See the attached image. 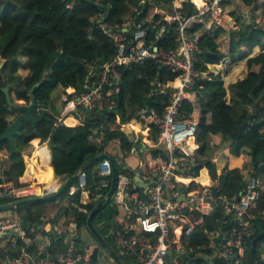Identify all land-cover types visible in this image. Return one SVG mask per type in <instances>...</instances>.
Segmentation results:
<instances>
[{"label":"trees","instance_id":"1","mask_svg":"<svg viewBox=\"0 0 264 264\" xmlns=\"http://www.w3.org/2000/svg\"><path fill=\"white\" fill-rule=\"evenodd\" d=\"M232 1L226 0L223 10L231 13L230 5L239 6L241 12H249L251 20L246 21L241 14H236V29L212 27L210 31L201 32L198 38L199 50L196 53L195 67L200 74L191 90L198 98L200 116L196 131L198 146L192 168L193 175L203 173L200 178L202 181L208 180L204 171L212 178L219 176L220 182L213 189L218 188L219 192L236 197L252 175L264 177V0ZM172 2L173 0H0V133L12 122L4 115L9 108L3 89L5 86H9L17 98L24 99L26 103L30 102L33 95L36 99L33 114L38 117L35 122L23 120L11 142L8 139L0 141V152L5 147L9 150L8 164L4 170V180L0 177V186L4 181L17 184L16 179L24 170L23 153L30 154L34 164H38L36 148L29 142L36 136L48 141L52 154L50 166L45 168L42 180L55 179L60 185L87 159L99 152L107 151L115 158L124 156L122 151L129 149L133 142L144 139L146 133L129 136L120 126L133 116L141 117L142 109L162 112L169 102L170 94L156 93L154 80L158 78L167 81L177 74L172 67L153 58L131 66L118 67L120 76L104 86L102 96H97L98 105L92 114H97L98 109L103 111V115L97 120L90 121L88 116L82 124L58 122L48 105L51 92L57 85L74 86L75 92L80 93L88 63L96 59L106 61L115 54L113 41L101 28L94 25L92 15L103 11L105 19L118 24L127 23L128 17L141 21L148 41L158 30L154 21L170 11ZM180 10L185 16H190L196 9L191 0H184ZM234 13L235 10H232V14ZM165 25L158 42L165 47H176L177 23ZM201 28L202 25L195 22L189 31ZM220 36L224 38L222 43L218 39ZM256 46L261 50L252 56ZM226 56L233 63L247 58L244 77L227 86L221 72L211 70L208 66L219 64ZM22 57L26 58L24 62L20 60ZM21 65L29 69L24 77L18 74ZM239 71L236 66L227 79H232ZM36 82L39 84L34 86ZM193 110L194 104L188 98H183L181 116L189 117ZM244 121H248L244 134L235 138L233 132ZM101 123L103 126L99 129L98 125ZM149 129L152 138L158 140V127L151 124ZM116 138L120 139L118 151L113 150V140ZM226 138L229 141L226 151L228 162L219 169L217 161L210 159L211 142L220 147L222 140ZM144 150L145 148L140 149L143 156L146 154ZM148 151L154 157L168 156L163 145L149 147ZM244 154L248 155L251 165L245 173L242 170ZM1 161L0 159V165ZM96 163L84 169L85 188L92 198L89 202L81 201V190L70 194L69 187L57 197L68 198L70 202L65 206L66 218L71 222L69 230L76 231L81 226H87L89 211L109 189L111 176H107L104 185L99 184L102 175ZM116 163L119 170L125 169L120 168L117 161ZM78 180L77 176L72 185H77ZM9 200L12 199L2 198L0 203ZM34 202L40 203L43 200L29 203ZM80 207L85 208V211ZM259 207L264 208V191L261 193ZM40 212L39 210L31 216V219L37 220ZM116 215L117 209L111 199L94 215L93 223L103 236L106 237V231L114 223ZM228 217L219 205H215L191 235L190 243L209 245L206 253L210 256L211 264H230V260L214 254L215 246L220 243L222 236L212 238L209 235L210 230L218 227L226 231L231 223H224L222 220ZM252 225L254 232L247 241L246 250L249 262L251 239L264 229V218L253 220ZM79 233L77 231L76 240L81 244L83 240ZM107 239L111 242L108 237ZM263 240L264 238L257 243V264H264ZM29 248L32 250V245ZM96 257L97 250L92 255L93 263Z\"/></svg>","mask_w":264,"mask_h":264},{"label":"built area","instance_id":"2","mask_svg":"<svg viewBox=\"0 0 264 264\" xmlns=\"http://www.w3.org/2000/svg\"><path fill=\"white\" fill-rule=\"evenodd\" d=\"M191 1L196 10L190 16H185L180 10L184 0H173L170 11L154 21L158 30L148 41L141 21L128 17L127 23L118 24L105 19L103 11L92 15L94 25L101 28L113 41L115 54L106 61L96 59L88 63V71L81 86L86 92L77 97L64 92L63 109L66 113H85L86 107L96 109L99 101L97 96H102L104 86L120 76V65L131 66L153 58L172 67L177 72L174 78L167 81L158 78L154 80L156 93L170 94L163 111L141 110L144 117L149 116L158 127V138L165 145L168 156L163 158L150 154L148 161L142 159L136 168L118 169L116 185L110 198L117 209V215L106 231V238L112 239L116 247L131 255L134 264H185L194 255H204L209 260L210 256L206 253L209 245L192 244L190 239L195 227L203 223L205 215L215 205H219L224 214L229 216L222 221H228L231 225L226 231L221 228L209 231L212 238L222 236L220 243L214 245V254L230 260V264H250L246 258V250L247 241L254 232L253 220L264 218V208L259 207L262 193L260 176L252 175L236 197H229L219 192L218 188L213 189L220 182L219 176L212 178L209 175L212 179L209 182L200 179L203 173L193 175L192 163L198 146V120L193 116H181L180 106L181 100L187 98L200 74L195 67L199 34L212 27L227 29L234 24L237 27L234 18L236 14H241L246 21H250L251 16L249 12H241L239 9H235V14L224 11L222 6L226 0ZM174 22L177 23V46L165 47L158 39L165 30V24ZM195 22L200 23L202 28L189 31ZM98 126L100 129L103 124ZM140 153L139 145L135 142L129 149L122 151L123 155ZM114 159L119 160L118 157ZM210 159L216 161L217 157L212 156ZM142 164L145 166H141ZM97 166L102 175L98 183L104 185L107 176L112 173L111 162L103 157L97 161ZM4 170L5 164L2 163L0 177L3 180ZM204 172L208 174L207 171ZM135 176L149 181V186H138ZM78 179L77 185L69 186L70 194L84 189L85 171L78 175ZM192 179L197 182L194 188L188 186ZM47 182L40 186L32 181L24 184L4 181L0 186V199L13 200L48 194L57 190L60 185L55 179ZM26 227L15 215L0 216V236H7L6 245L0 251V264H76L77 260H81V264H94L93 249L87 244H79L75 230L63 228L67 234L66 245L49 256L39 255L29 248Z\"/></svg>","mask_w":264,"mask_h":264},{"label":"crops","instance_id":"3","mask_svg":"<svg viewBox=\"0 0 264 264\" xmlns=\"http://www.w3.org/2000/svg\"><path fill=\"white\" fill-rule=\"evenodd\" d=\"M235 27L236 26L234 24L232 28H235ZM260 50H261L260 47L256 46L253 50V54L251 55L257 54ZM25 59H26L25 57H22L20 60L21 62H24ZM226 62L233 63L231 62V59L229 56H226L221 61V65L223 66ZM241 62L242 64L240 63L236 65L240 69L239 74L241 75L238 74L239 75L238 77L240 78L244 77V75L247 72V58L241 60ZM219 64H211V65L208 64V65L210 68L213 67V69L211 70L222 71ZM28 72H29V69L24 67V65H21L18 69V74L21 77L26 76ZM223 79L225 80L224 77ZM237 79L238 78H235V80ZM7 87H8V91L11 96L13 104L26 103L24 99L17 98L14 91L10 90L9 86ZM75 91L76 90L74 86L65 87L59 84L51 92V99L48 105V109L57 117L58 122L62 121L68 125H77V124H82L87 119L88 114L86 111L85 113L77 112V111L66 113L65 110L63 109L65 101H63L62 99V94L64 92H67L70 94L71 97L73 96L77 97V95L80 94L81 92L77 94ZM227 95L229 96V90H228ZM186 97L194 104V110L191 116H193L194 118L198 120L200 116V108L197 103V97H196L195 92L191 91L189 95H187ZM127 107H129L128 104H127ZM17 114L18 112L11 109L9 105V108L4 115L9 120L13 121L15 117L17 116ZM140 114H141L140 115L141 117L138 118L136 116H133L129 118L125 123H123L120 127L129 136H132L133 133H141V134L146 133V136L144 137V139H142L141 142H135L139 145V151L140 149L145 148L144 151L146 152V154L145 156H143V154L140 153L138 155L129 154V155L118 157L119 159L123 160L122 161L123 166H121L122 168H133V167L136 168L138 167L142 159H144V161H148V158L151 157L148 151L149 147L151 148V147H155L158 145H163L165 147V145L163 144V142L160 141L159 138L156 141L152 138V132L149 129V125L153 124V121L149 118V116L144 117V114L142 113V111H140ZM113 141L115 143L113 146V150L118 151L119 148L117 144H119L120 139L119 140L114 139ZM29 142L36 148L35 153L37 154L38 164L37 165L34 164V161L32 157L30 156V154L23 153L22 155L24 159V170L22 174L18 176V178L16 179V182L17 184H20V183L24 184L28 181H32L34 183H38L40 186L41 184H44V183L47 184L48 183L47 181L49 180H42V176H43V173H45V168L47 166H50V163H51V157H52L51 148L48 144V141L42 139L40 136H36L32 138ZM228 144H229V141L227 138L224 139V141L222 140V145L220 147H216L214 145V142L213 141L211 142L212 147L210 151V157L212 156L217 157L216 161H217V165L219 169L222 168L228 162V153L226 152ZM8 157H9V150L7 147H5L0 152V159L2 160L1 162L3 163L4 161H8ZM250 166L251 165L249 162V157L247 154H244L243 163H242L243 172L245 173L246 171H248ZM207 178L209 182L212 180L209 174H207ZM260 183H261L262 192H263L264 191V177L260 176ZM188 186L192 188L197 186L196 180L192 179L190 185ZM94 196L96 197V195ZM91 199L92 198L90 194L87 192L86 188L84 187V189L81 190V201L83 203H86V202H89ZM68 203H70L68 198H65L62 200H58V198L46 199L40 203L26 202V203H23L22 205L20 204L21 205L20 207L16 206V207L9 208V209H0V216L2 215H13L14 216L15 215L16 217L20 218V220L24 223V225L27 224L26 225L27 226L26 227L27 229L26 238H27L28 245L29 246L32 245V250L36 252L37 254L50 256V255H54L57 251L62 250L66 245L67 234L65 233V231H63V228L68 229L71 224V222L66 218V215H65V213H67L65 211V206L68 205ZM79 209H82L85 211V208L83 207H80ZM39 210L41 212H40V216L38 217V219L37 220L31 219V216H34ZM77 231L80 232L79 235L81 239L83 240L81 244H87L90 248L93 249V252L97 250V257H96V260L94 261L95 262L94 264H120L119 261L112 254V252L108 250L107 248H105L103 244H100V241L95 237V235L91 232L88 226H81L80 229H77L76 236H77ZM91 235L94 238H96L97 241H92ZM6 242H7V236L6 235L0 236V250H2L5 247ZM111 244L122 255L126 264L134 263L131 255L123 252L121 249L117 248L113 243ZM262 248L264 251V244H262ZM263 258H264V252H263Z\"/></svg>","mask_w":264,"mask_h":264},{"label":"water","instance_id":"4","mask_svg":"<svg viewBox=\"0 0 264 264\" xmlns=\"http://www.w3.org/2000/svg\"><path fill=\"white\" fill-rule=\"evenodd\" d=\"M211 29H209L210 31ZM253 54V53H252ZM253 56V55H252ZM211 65V64H210ZM225 81V80H224ZM39 82H36L34 86L38 85ZM33 87L30 88V90H33ZM4 91L7 96V102L10 105L11 109L14 111L18 112L17 116L15 119L10 123L2 133H0V141L4 139H8L10 142L13 139V135L18 131L20 124L23 120L26 121H31L35 122L38 120V117L33 114V107L36 106V99L33 95H31L30 102L28 103H22V104H13L11 96L8 91V87L5 86ZM80 92H86V89L81 88ZM85 111L87 112L88 116L90 117V121H94L99 119L103 115V111L101 109L97 110L96 115H92V108L91 107H86ZM248 125V121H244L241 126L233 132V136L235 138H240L244 132L245 129ZM107 157L112 166V173H111V181H110V186L106 194L100 199V201L89 211L88 216H87V226L91 230V232L95 235V237L101 242V244L104 245L105 248L110 250L112 254L115 256V258L119 261L120 264H126L124 258L122 255L118 252V250L109 242V240L103 236L98 229L95 227L93 223V217L94 215L104 206V204L110 200L112 192L115 188L116 181H117V176H118V166L117 163L113 157L112 154H110L107 151H101L98 154H96L93 157H90L87 159L70 177H68L61 185H59L58 189L48 193V194H39V195H34V196H29V197H24V198H17L13 200H9L6 202H1L0 203V209H9L16 207L20 204L30 202V201H37V200H46V199H52V198H57L59 197L62 192L68 188L69 186L72 185V181L82 172L84 169L97 162L99 159ZM135 180L138 184V186L141 187H148L149 186V181H144L141 177L135 176ZM264 238V229L257 233L252 239H251V245H250V264H257L256 263V248H257V243L261 239ZM194 262H201L202 264H211L210 261L207 259L206 256L204 255H194L189 257L186 260L185 264H192ZM76 264H81V260H77Z\"/></svg>","mask_w":264,"mask_h":264},{"label":"rangeland","instance_id":"5","mask_svg":"<svg viewBox=\"0 0 264 264\" xmlns=\"http://www.w3.org/2000/svg\"><path fill=\"white\" fill-rule=\"evenodd\" d=\"M230 1H232V0H230ZM233 2V1H232ZM231 2V3H232ZM235 7H237V8H235ZM235 9H241V8H239V6H232V5H230V10H231V13L230 14H232V10H235ZM236 11V10H235ZM236 13H237V11H236ZM235 14V13H234ZM234 18H235V21H236V16L234 15ZM240 22H242V21H240ZM239 22V23H240ZM246 23V22H245ZM240 26H241V24H240ZM237 28V27H236ZM236 28H234V29H236ZM227 29H233V28H231V27H228ZM219 41H220V43H222L223 41H224V38L222 37V36H220L219 38ZM242 64V62L241 61H239L238 63H229V62H226L223 66L221 65V62H220V64H219V66H220V68L222 69V71H220L221 72V74H222V77H224L225 78V85H227L229 82H232L233 80H235V78H240V77H238L239 75H241V74H239V75H236L235 77L234 76H232V79L231 78H229V79H227V77H229L230 75H231V72L233 71V69L235 68V66L236 65H238V64ZM216 68H217V66H216ZM212 69H213V67H212ZM197 97V96H196ZM197 103H198V98H197ZM134 134V133H133ZM138 134V133H137ZM139 134H141V133H139ZM122 159H119L117 162H118V165H119V167L120 168H122L121 166H123L122 165ZM127 161H128V159H127ZM4 164H5V168L7 167V164H8V161H4L3 162ZM96 163V162H95ZM96 165H97V163H96ZM58 200H62L61 198H58ZM92 236V235H91ZM110 239V238H109ZM111 240V243H113L114 245H115V243H114V241L112 240V239H110ZM92 241H97L96 240V238H94L93 236H92ZM262 244H264V240L262 241ZM116 246V245H115ZM118 248V247H117ZM134 264V263H133Z\"/></svg>","mask_w":264,"mask_h":264}]
</instances>
